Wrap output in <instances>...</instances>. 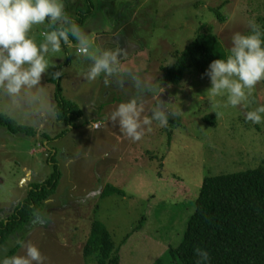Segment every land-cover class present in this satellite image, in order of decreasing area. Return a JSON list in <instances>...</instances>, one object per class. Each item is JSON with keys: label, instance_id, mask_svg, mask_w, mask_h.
Masks as SVG:
<instances>
[{"label": "rangeland", "instance_id": "374dc122", "mask_svg": "<svg viewBox=\"0 0 264 264\" xmlns=\"http://www.w3.org/2000/svg\"><path fill=\"white\" fill-rule=\"evenodd\" d=\"M64 2L73 20L78 8H82L81 13L90 3L94 6L81 27L88 36L89 54L73 58L72 67L62 69L67 61V50L62 45L59 53L47 57L50 69L42 75V89L22 92L14 99L0 93V111L20 124L35 120L38 132V128L48 127L55 129L52 132L62 130L54 111L55 85L50 82L58 71L64 75V96L74 99L82 109L85 105L99 106L100 98L118 103L122 93L109 77L108 83L103 74L94 81L81 82L77 78L83 76L82 69L86 67L87 73L91 67V54L123 48L121 65L130 58L132 78L142 87L137 84L136 89L145 92L138 96L144 108L142 117H150L159 101L168 104L166 111L171 115L167 126L153 121L145 127L142 139L133 141L109 120L119 105L114 104L104 110L110 113L107 121L88 117L82 121L84 126L71 129L66 138L44 141L50 147L47 150L38 149L31 137L0 128V221L23 202L32 183L45 180V174H49L44 153L63 149L61 154L67 155V167L60 160L63 176L46 213L29 227L23 240L16 236L14 243L9 240L2 245L0 259L18 241H31L46 257L44 264H97L95 257L86 259L83 250L93 221L99 220L120 247L121 264H182L170 258L169 248L181 243L204 179L256 169L264 162V123L253 124L245 119L248 111L264 105V81L257 83L245 103L225 107L226 96L208 92L211 82L206 72L187 69L181 85L168 86L163 83L161 67L170 65L174 61L172 53L182 51L196 39L202 26L211 28L230 51L232 35L247 34L248 21L264 17V0ZM212 8L227 20L220 21ZM45 30L43 25L33 28L31 35L37 44L43 42L41 33ZM71 48L80 49L75 42ZM210 114L216 118L215 126L205 122ZM38 137L43 141L42 134ZM107 185L123 189L126 196L101 197ZM144 216L147 219L143 227L133 232ZM17 254L23 255L24 250L20 248Z\"/></svg>", "mask_w": 264, "mask_h": 264}, {"label": "trees", "instance_id": "16d2710c", "mask_svg": "<svg viewBox=\"0 0 264 264\" xmlns=\"http://www.w3.org/2000/svg\"><path fill=\"white\" fill-rule=\"evenodd\" d=\"M80 9L82 8H78V16L74 21L83 27L93 13L94 6L90 3L87 10L79 13ZM211 11L220 21L227 20L218 9L212 8ZM69 17L71 18L70 15ZM256 22L259 24L262 22L261 27L264 28V17H258ZM205 30L207 32L203 33ZM65 49L67 61L62 64V69L71 68L73 58L80 59L81 56L89 54L81 49L75 51L72 48ZM172 54L174 61L168 66L161 67L163 83L168 86L181 85L187 69L193 68L202 73L206 72L212 61L226 59L230 51L222 45L219 37L212 33L211 28L202 26L196 39L182 51L176 50ZM129 59L120 64L119 71L113 77H109L110 83L112 81L117 90L122 93L118 103L105 102V98H100L99 106L92 108L85 105L86 108L82 109L74 99L64 96L66 87L62 85L64 75L61 72L59 77L50 79V82L55 85L54 111L57 122L62 125V130L52 132L51 130L55 129L48 127V129L38 128V132L35 120L32 124H20L15 118L1 111L0 128L11 134H24L31 137L37 142L38 149L47 150L50 147L44 141L54 142L66 138L71 129L75 130L84 126L85 123L82 121L88 117L107 121L106 117L110 113L104 111L105 108L145 95L144 90H141L140 81L132 78ZM85 69L86 67L81 70L83 76L77 78L81 82H85ZM126 77L129 79L127 80ZM119 79H122L120 86ZM137 84L141 87L139 90L136 89ZM113 91L115 93V89ZM107 96L110 98V94ZM213 115H207L204 119L207 124L215 126L216 118ZM40 134L44 136L43 141H38ZM39 142L44 146L41 147ZM61 152L63 149L44 153L48 164L45 163L50 168L49 174H45L47 176L45 180L32 183L23 202L17 205L8 218L0 221V247L7 244L9 240H13L14 243L16 236L23 240L29 227L35 224L41 217V213H46V209L50 206L49 202L53 201L57 194L63 176L61 159L67 167V155ZM114 195L125 197L126 192L121 188L107 185L101 197L107 198ZM194 208L188 218L181 243L177 247L169 248L171 259L179 260L182 264H196L198 257L195 249L199 247L207 249L210 253V264H264V162L256 169L206 177L199 196L194 202ZM146 219L145 216L142 217L133 232L140 230ZM130 236L131 234L124 239L123 244L127 243ZM20 248V243H16L6 257L16 255ZM120 253L121 249L116 246L106 225L99 220H94L90 237L83 250L85 258L89 260L95 257L97 264H121Z\"/></svg>", "mask_w": 264, "mask_h": 264}, {"label": "clouds", "instance_id": "9594fccd", "mask_svg": "<svg viewBox=\"0 0 264 264\" xmlns=\"http://www.w3.org/2000/svg\"><path fill=\"white\" fill-rule=\"evenodd\" d=\"M43 25V42L37 44L31 33L35 26ZM247 34L236 32L231 37L230 54L226 59L211 62L205 75L210 79L208 92L226 96L225 107L242 105L251 96L258 82L264 81V28L255 19L248 21ZM75 44L89 52V40L66 12L64 0H0V93L10 98L22 92L42 89V75L50 69L47 57L59 53L62 45ZM125 54L123 48L108 49L91 54V67L85 79L94 81L103 74L113 77L120 68ZM55 72L52 78L59 77ZM168 104L159 101L151 116H143V104L138 97L120 103L109 120L118 124L121 133L133 141H140L146 126L153 121L164 127L169 123ZM245 119L253 124L264 123V105L246 113ZM92 127V125H90ZM24 254L0 259V264H44L46 257L31 241H18ZM196 264H210L207 249L197 247Z\"/></svg>", "mask_w": 264, "mask_h": 264}, {"label": "flooded vegetation", "instance_id": "af4514ba", "mask_svg": "<svg viewBox=\"0 0 264 264\" xmlns=\"http://www.w3.org/2000/svg\"><path fill=\"white\" fill-rule=\"evenodd\" d=\"M14 210H15V208L13 207L12 211L14 212ZM7 216L9 217L10 215H9V214H7Z\"/></svg>", "mask_w": 264, "mask_h": 264}]
</instances>
